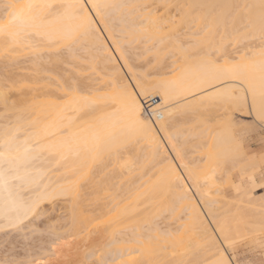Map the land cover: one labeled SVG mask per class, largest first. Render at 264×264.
<instances>
[{"label":"snow or ice","instance_id":"6c2138e0","mask_svg":"<svg viewBox=\"0 0 264 264\" xmlns=\"http://www.w3.org/2000/svg\"><path fill=\"white\" fill-rule=\"evenodd\" d=\"M161 6L178 11L165 19L166 13L158 10ZM161 6L155 13L149 11L147 20L167 35L172 46L163 56L171 57L173 69L162 75L146 70L140 76L121 45L122 34H115L102 14L121 6L100 0H24L3 5L9 19L0 24V42L6 53L19 47L29 51L36 79L23 87L36 94L29 103L12 101L10 105L14 86L7 81L0 86L4 108L0 237L3 247L11 249L3 252L0 264H125L123 242L115 232L106 240H91L93 229L102 223L89 219L95 203L94 165L107 166L106 159L119 158L123 148L146 132L153 136L163 132L176 159L183 161L180 133L174 136L170 129L189 117L212 124L225 145L208 155L213 167L204 177L209 187L202 198L215 189L218 198L237 207V212L221 215L219 199L203 201V238L213 259L196 264H264V0L229 6L233 10L214 16L199 30L185 26L179 11L185 6ZM132 7L145 10L149 6ZM161 51L156 49L157 56ZM101 52L113 72L103 86L97 72ZM128 73L132 79L124 82ZM173 93L182 97L177 101L182 111L170 102ZM152 97L160 98L158 106H153L155 100L145 103ZM100 105L114 114H126L123 140L115 133L97 135L91 144L77 138L76 129L91 127ZM257 138L261 148L254 151L250 145ZM44 161L50 166H42ZM178 167L187 170V165H173V183L183 188L185 174ZM187 177L192 179V173L187 172ZM193 184L200 192V184L195 180ZM60 202L59 214L44 210L47 204L54 210ZM257 207L259 231H254L252 218L245 219L241 209ZM85 237L83 247H74L75 241ZM137 243L150 257L164 250L151 233ZM243 249L247 251L242 253ZM251 254L260 259H252ZM144 264L170 262L149 259Z\"/></svg>","mask_w":264,"mask_h":264},{"label":"rangeland","instance_id":"374dc122","mask_svg":"<svg viewBox=\"0 0 264 264\" xmlns=\"http://www.w3.org/2000/svg\"><path fill=\"white\" fill-rule=\"evenodd\" d=\"M11 1H14V0H11ZM22 1L23 0H18V2H22ZM155 1L156 0H152V3H151V0H150V2H148V0H146L147 3L145 4V0L144 1L143 0H141V1L140 0H137V1L134 0L132 3L130 2L129 5L127 4L128 7L130 6V8H132L131 6H134V5H148L150 7V4H151L153 6V7L151 6V8L148 7L149 10L148 9L141 10V9L137 8V11L140 14L138 12H136V8H135L136 16L137 15L140 16V18L136 19V20L139 22L141 19L142 25L144 24L143 26H145L143 28L141 24L138 25V28L141 27V29H139V31L142 30L139 33H137L138 35L136 34V32H138V28H136V26H130V28L124 27V30H123V24H119V22L116 20L113 21L114 33L117 35L122 34L121 41H120L121 45H123V48L125 49L126 53L129 54L130 62L133 65L134 71L136 72L137 75H140V76H142L146 70L152 72L153 75H158V73L161 72L160 71L161 69H162V71H164L163 67H165V66L161 67V69L159 68L160 63L158 61H160V59L162 60V63L166 62V65H167V63H169V64L172 63L171 57H168L165 60L164 56H163V52L172 46L171 44L169 46L170 42L168 40L167 35H165L164 33L156 31V29L152 25L149 26V23H147L148 21H147L146 15L148 14V12L152 10V12L155 13L157 11V6L164 5L163 2H162L163 3L162 4V3H156ZM157 1L159 2V0H157ZM167 1L168 0H164L165 4ZM172 1L173 0H171V1L169 0V3L170 2L172 3ZM175 1H176V3L173 2V5H175V4L178 5L177 2H180V1L184 2V4L188 7L187 11L189 10V7H190V10H189L190 13L189 14H188L189 11L187 12L185 9H183V10L179 9V11L180 12L182 11L181 14L184 15L183 17L187 18V19H184L185 26L186 27L190 26L191 29H193V30L201 29L214 16H217V15L224 13V12H228V11H230L229 9L233 10V8L229 7V6H231V3L229 0H187V1L186 0H179V1L175 0ZM5 3H10V0H0L1 8H3V5ZM11 3H13V2H11ZM181 3L179 5H181ZM132 4H134V5H132ZM167 4H168V2H167ZM188 4H189V6H188ZM122 7L123 6L120 7L121 10H122ZM123 8L124 9L122 10L121 15L118 14V13H120V10H119V12L116 11L117 13L116 12L113 13L112 16L115 18L120 16L122 18V14H125L123 12H126L125 9H127L125 6ZM173 8L174 7L170 8V9L169 8L166 9L163 6H161V7H159L158 10L160 13H166L165 19H170L171 18L170 16L176 15V13L178 11V10L174 11ZM226 8L228 11L226 10ZM175 9H176V7H175ZM130 11H131V9H130ZM130 11H129L128 15L133 13L132 11L130 13ZM172 11H173V14L171 13ZM183 11H185V13ZM127 12H128V10H127ZM127 12H126V14H127ZM193 12H194V14H193ZM185 14L187 16H185ZM139 16H137V18ZM144 17H145V19H142ZM123 18H124V15H123ZM127 20H128V18H127ZM134 21H135V19L133 20V22ZM146 24H148L149 28H148V26H146ZM151 26L153 28H150ZM168 27L171 28L172 26L169 25ZM133 29H134V31H135V29H137L136 32H133L132 31ZM128 32H132V34H129ZM161 39L164 40V43L158 44V42ZM154 44H155V47H153ZM164 46H166V47H164ZM158 48L162 49L159 56H157V54H156V49H158ZM18 49L15 48V50L13 52H9V53L4 52L5 54H2V52L0 53V86H3L6 79H7V82L9 81L8 82L9 85L14 86V88H15L14 91L10 92L9 96H11L16 91V88H18L17 85L20 86L21 83H23V85H24V82L30 81V79H31L30 76L33 73V71H35L34 68L32 71V67L30 66V64H31L30 61L32 59L29 57L30 56L29 51L26 49L24 50V48H22V47L20 48V50H18ZM148 49H152L151 54L147 51ZM16 50H18V51H16ZM128 52H130V53H128ZM6 54H7V56H6ZM138 54H139V56H138ZM9 56H11V57H9ZM157 58H159V59H157ZM146 61H150L152 67H150L149 63ZM7 64H8V66H7ZM97 64H98L97 72L99 73L98 79L100 78L99 81L102 79V81H100V84H102V86H103V85H105V81L108 82V78H109V77L107 78V76L105 75L106 72H112V71H109V70L107 71L103 67L102 63H100L99 60L97 61ZM163 65H165V63ZM32 66H33V63H32ZM171 68L172 67H170L169 69L167 68V71L170 70ZM102 69H103V71H102ZM155 70H156V73H155ZM5 71L8 73L6 74ZM19 71H20V73L25 74V78L23 77L24 80H22V78H21L22 81L19 80V84H18L17 80H16V83L13 81L15 79H19L21 77L19 75ZM123 71L125 73H127L126 68L123 69ZM9 76L10 77L12 76V78H9ZM27 76H29L28 79L26 78ZM102 76H105V77H102ZM32 77H33V74H32ZM11 79H12V82H10ZM126 79L130 80V79H132V76L128 73V76ZM15 85H16V87H15ZM20 87H22V86H20ZM13 95H12V98L10 97L11 99H14ZM11 99H10V103H12ZM160 102H157L156 105L159 104ZM3 111H4L3 104L0 102V123L3 122V120H2ZM205 115H207V113H205ZM210 125H212V124H209L206 126L205 124L199 122L197 119L189 117V118H185L183 120H178L176 122V124L171 129L175 130L176 133L179 132V133L183 134L179 137L180 142H181V140L185 141L184 139H186V138H187L186 140L188 143L189 142L191 143V141L192 142L194 141L192 144H195V145H191L190 148L187 147V145H186V148L191 149V147H193V149H195V152H196L197 149H199V148L201 149L202 144H200V143H202L203 142L202 139L204 140L205 138L201 137L200 140H199V138H197L199 141H201L198 145V142L196 143V141L193 140V138L191 136V134H192L191 132L193 130H200L201 131V130L207 129L206 131H208V133H209L210 132V128H209ZM212 127L213 126H211V128ZM212 130H214V128L211 129V132H212ZM189 134H190V136H189ZM141 143H142V141L140 142L139 140H135L132 143H129L126 148H123L121 150V152L119 154V158L114 156L116 159L114 157L110 161H107V159H106V165L107 166H105L104 164L94 165V171H93L94 175L92 176L93 180L91 178V180L93 182L91 181L92 182L91 184L94 186V192H93L92 198H93L95 203L91 209V211H92L91 213L95 214V216H96V217H94L95 221L100 220V221H102V223L96 225V227L93 229L94 235L91 237V240L92 241H102V240L108 239L109 229H107V231H105L106 230V228H105L106 224L108 226V225H113L116 222V221L114 222L113 217H110V216H113V214L116 215V213L119 211L118 209H115L114 213H113L114 208L118 207L120 209V204L113 206V204L116 201L124 198L125 196H128L129 200H130L129 203L132 204V205L129 204V206L131 205V207H132L134 205V203H132L133 200L131 202V198H134L135 195H137V193L143 192V194L140 195L137 199L134 198V200L136 199L137 203L139 204V205H137L138 209L135 208V210H136L135 212H133V209H132V214L130 213L129 216H127L128 218H126V217L122 218L121 217L120 218L121 220H117L116 223H118V225H116L117 226L116 228H118V229H116V228L114 229V227H113V230L115 233L117 231L116 236H118L119 239H120V237L122 238V236L125 235V233H126L127 236H124V237H127V239H128V237L134 236L135 241H136V239L138 240L139 237L147 236V235H149V233H151L154 237V242L158 245L163 246V249H164L163 252L165 255V251H166V256H164L165 257L164 258L162 256V254H161L162 252H161L160 254H158V256L150 257V256H148L147 253L142 251V249L140 248V245L137 242H132L134 247L130 250H126L128 252L124 251L127 254V256L124 255V257H123L124 260L126 259L127 261H129V264H130V262H134V261H137V262L141 261L142 262V259L144 262L146 258H147L146 261L149 259H163V260H167L170 263H172L173 261L175 262L174 255L176 256L175 258L178 259L177 258L178 252L180 250H182L183 251V257H182L181 251L179 252V256L184 261L186 260L187 262L193 263L194 259L197 260L196 254H197V256L200 255L199 258H201V255L204 257L203 261H202V259H199L198 261H200V262L209 261V260H207L209 258V256H204V252L207 251V248H208L205 245V243H204V249L199 248L200 247L199 242H201L202 239L204 240L202 233L200 231H195V229L193 231H189L192 229H189V230L187 229V227L189 225L188 224L186 226L187 223H185L187 221L185 219L187 211H185V209L184 210L179 209L177 212V217L175 214L172 213V211L170 212V208H172L171 206H173V205H172L171 199H169L170 195L168 193V190L163 185V179H162L161 170H160L161 165L156 163L157 159L153 158V156H150V155L146 156L144 154L145 150L142 147L143 143L142 144ZM190 143H189V145H190ZM185 144H186V142L184 143V145ZM250 147L254 151L260 150L261 145L259 143L258 138L256 141L253 142V144L250 145ZM202 148L205 149L204 147H202ZM200 149L198 151L199 153L201 152ZM203 149H202V151H203ZM205 151H206V149H205ZM192 156L193 157L195 156L194 158L197 157L196 153L192 154ZM151 157L153 158V160ZM202 157L204 158V155H202V154L198 155V159L201 158V160H202ZM154 159H156V160H154ZM44 164L48 165L47 162L45 163V161H44ZM202 164L203 163H201V165ZM204 166H205V164H204ZM210 166H211V163H210ZM198 168H200V166ZM208 170H210V168ZM204 173H206V171H204ZM202 174H203V171H202ZM103 179H104V182H102ZM100 187H101V189H100ZM204 187H207V186H204ZM107 188H108V190H106ZM101 191H103V192H101ZM118 191H119V193H118ZM214 191L215 190L213 189V191L209 193V196L205 195V198L207 200L208 199L209 200H211V199L215 200L214 198H217L220 200V205L222 207H223V204H222L223 202L226 205L227 201H225V200L221 201L222 197L218 198L215 195V193H213ZM221 191H223V190H221ZM122 192H125V195L123 194V197H122ZM117 193H118V195L120 194V196H121V197L119 196L120 198L118 197ZM205 193H207V191ZM114 194H116V197L114 196ZM149 196H150V199L148 198L149 199L148 202H145V204H144L143 199H145V201H146L147 197H149ZM140 197H142V198H140ZM112 198H116V200L114 199V202H113ZM138 199H139V201H141V200H143V201L141 203H139ZM106 202H107L108 207H106V205H105ZM135 205H136V203H135ZM62 206H63V204H62V202H60L57 204V206L53 210V206L51 204H47L45 206L44 210L52 213L53 215H57L60 213ZM104 206H105V209H103ZM174 206H176V205L174 204ZM221 206H220V208H221ZM110 207H111V209H109ZM232 207L233 206L230 205V207H228L226 209V212L232 213L235 211V209H237V207L235 206V209L233 207V210H232ZM223 208H225V207H223ZM229 208L231 211L229 210ZM94 209L96 210V212ZM107 210H108V212L110 210V212L107 213ZM171 210H173V208ZM175 210H177V209H175ZM103 211H105L107 214L104 215V213H102ZM98 212H99V214H98ZM111 212H112V214L109 215ZM173 212H174V210H173ZM241 212L243 213L245 219H247V214H248V217H251L252 219L255 218V215H257V217H258V215L260 216V212L258 210V207L257 208H244V209H241ZM119 213H118V215H119ZM97 215H99V216L101 215L103 218H101V216L98 217ZM106 215H108V217H106ZM249 215H253V217L249 216ZM120 216H122V215H119V217ZM114 219H115V216H114ZM122 219H125L126 221L125 220L122 221ZM92 220H93V218L91 219V221ZM112 220H113V222H112ZM257 220L258 219L256 218V221ZM119 221H121L122 224L119 223ZM93 222L94 221H92V223ZM111 222L113 224H111ZM241 226H242V228L244 227L243 224ZM254 226H257V225L254 224ZM196 230H199V229L196 228ZM257 231H259L258 228H257ZM190 232H192V234H193L192 236H190L191 235ZM194 233L197 235H195ZM74 234H76V233H74ZM111 234L112 233H110V235ZM195 236L198 238V242H197V240H196L197 238ZM84 239H87V237L75 241L74 247L76 245L83 247ZM189 241L191 244L193 242L195 244H193V246H192L189 243ZM186 243L189 244L188 247H186V245H185ZM124 245H125V242H124ZM184 245H185L186 251H188V250L190 251L189 253L185 252V249H183ZM195 245H196V248H195ZM164 246H165V248H164ZM201 247H203V242L201 244ZM205 247H206V249H205ZM193 250H195V252ZM4 251H11V249L10 248L5 249L3 247V239H2V237H0V258H3V252ZM191 251H192V253H191ZM244 251H247V250L243 249L242 253ZM193 254H194V256H193ZM180 257H179V260L181 259ZM184 257H186V258H184ZM251 258L257 259V260L260 259L258 254H251ZM131 260H133V261H131ZM126 264H128V263L126 262Z\"/></svg>","mask_w":264,"mask_h":264},{"label":"bare ground","instance_id":"6f19581e","mask_svg":"<svg viewBox=\"0 0 264 264\" xmlns=\"http://www.w3.org/2000/svg\"><path fill=\"white\" fill-rule=\"evenodd\" d=\"M134 0H100V2L101 3H108V4H113V5H118V6H125L126 8L128 7L127 6V4L129 5V3L131 2H133ZM137 1V0H136ZM141 1V0H140ZM144 1V0H143ZM171 1V0H170ZM179 1V0H178ZM187 1V0H186ZM230 1V3H231V6H239V5H244V4H246V3H255V2H258V0H229ZM9 2V1H8ZM11 2H13V3H15V4H20V3H23L24 2V0L22 1V2H18V0H14V1H11L10 0V3ZM139 2V1H138ZM148 2H150V0H148ZM156 3H164V5H165V2H164V0H159V2L156 0L155 1ZM154 2V3H155ZM168 2V4H170L169 3V0L167 1ZM167 2H166V4H167ZM173 2L174 3H176V1L175 0H173L172 1V3L170 4V5H173ZM182 1H180V2H177L178 3V5L181 3ZM147 2H146V0H145V4H146ZM151 3H152V0H151ZM162 3V4H163ZM186 3V2H185ZM124 4V5H123ZM126 4V5H125ZM150 4V3H149ZM132 5H134V4H132ZM176 5V4H175ZM181 5H183V6H186L185 4H184V2H182L181 3ZM151 4H150V7L149 8H151ZM188 6H189V4H188ZM122 7V10L124 9ZM132 7V6H131ZM153 7V6H152ZM149 8H148V10H149ZM165 8V7H164ZM192 8V7H191ZM130 9H131V11L133 12L132 14H130V15H128V13H129V11H130ZM134 9V10H133ZM153 9V8H152ZM170 9V8H169ZM174 9V11L175 10H178L177 8L175 9V7L173 8ZM183 9H185L186 11H187V9H188V7L186 6V7H183V8H180V10H183ZM119 10H120V13H118V14H120L121 15V12H122V10H121V8L120 7H117V8H111V9H106V10H103L102 11V14L104 15V17H105V20L107 21V23H108V26H109V28H111V29H113L114 30V23H113V21L114 20H116V21H118L119 22V24H123V30H124V27L125 28H130V26H136V28H138V25H142V23H141V19H140V21L138 22L136 19H139L140 18V16L139 15H137V16H139L138 18H137V16H136V13H135V8H130V6L127 8V9H125V11L127 12V10H128V12H127V14H126V12H123V13H125V14H122V18L119 16V17H117V18H115V17H113L112 16V14L113 13H115L116 11H118L119 12ZM189 10H190V7H189ZM188 10V11H189ZM226 10H227V8H226ZM225 10V11H226ZM230 11L232 10V9H229ZM131 11H130V13H131ZM152 11V10H151ZM187 11V12H188ZM228 11V10H227ZM136 12H138L137 11V8H136ZM182 12V11H181ZM184 13H185V11H183ZM196 12V11H195ZM117 13V12H116ZM135 13V14H134ZM139 13V12H138ZM142 13V12H141ZM172 14H173V11L171 12ZM190 13V11L188 12V14ZM140 14V13H139ZM193 14H194V12H193ZM192 14V15H193ZM123 15H124V18H123ZM148 15V14H147ZM147 15H146V17H147ZM183 15V14H182ZM117 16V15H116ZM130 18H129V17ZM135 16V17H134ZM142 16V15H141ZM172 16V15H171ZM170 16V17H171ZM184 16V15H183ZM185 16H187L186 14H185ZM191 16V15H190ZM126 18V19H125ZM127 18H128V20H127ZM8 19H9V16H8V12L5 10V9H3V8H1V6H0V24H7V22H8ZM135 19V21L133 22V20ZM142 19H145V17L144 18H142ZM184 19H187V18H185L184 17ZM194 19V18H193ZM148 21V20H147ZM117 22V23H118ZM144 22V21H143ZM146 22V21H145ZM70 23H76L75 21H71ZM148 23V22H147ZM126 25V26H125ZM144 25V24H143ZM142 25V27L144 28L145 26H143ZM146 26H148V24H146ZM149 26H150V24H149ZM149 26H148V28H149ZM101 27H103V25L101 24ZM142 28V29H143ZM150 28H153L152 26L150 27ZM139 29H141V27L140 28H138V32H136V30L137 29H135V31H134V29L132 30L133 32H136V34L137 33H139L140 31H142V30H140L139 31ZM146 29V28H145ZM154 30V29H153ZM129 34H132V32H128ZM108 33H105V35H107ZM138 35V34H137ZM160 42V41H159ZM159 42H158V44H159ZM109 43H111V41H109ZM256 46H258L259 45V41H254L253 42ZM167 44V43H166ZM170 44L171 43H169V46H170ZM155 45V44H154ZM159 46V45H158ZM122 47H123V45H122ZM157 47V46H156ZM164 47H166V46H164ZM21 48V47H20ZM20 48L18 49V48H16V49H18V50H20ZM23 48V47H22ZM159 49V48H158ZM15 50V49H14ZM14 50H12L11 52H13ZM18 50H16V51H18ZM25 50V49H24ZM242 51H243V49H242ZM2 52V54H5L4 52H5V50H4V46H3V44H2V42H0V53ZM128 53H130V52H128ZM5 56V55H4ZM6 56H7V54H6ZM99 56H100V58H99V61H100V63H102V65H103V67L108 71H112V64H110L106 59H105V56H106V54L105 53H103V52H101L100 54H99ZM9 57H11V56H9ZM30 57V56H29ZM157 59H159V58H157ZM156 59V60H157ZM13 60V59H12ZM31 62V64H30V66L32 67V71H33V68H34V66H32V63H33V61L31 60L30 61ZM159 63L160 62H162V60L160 59V61H158ZM157 62V63H158ZM168 62V61H167ZM7 63V62H6ZM165 63V65H163V66H165V67H163L164 68V71H162V69H161V67H159L161 70V72L160 73H158V74H164V73H166V72H168L167 71V68L169 69L170 67H172L171 69H173V63H167V65H166V62H163V64ZM7 66H8V64H7ZM159 66V65H158ZM22 68V67H21ZM30 69V68H29ZM104 69V70H105ZM166 69V70H165ZM126 70H127V72H128V69L126 68ZM102 71H103V69H102ZM34 72V71H33ZM5 73L7 74L8 72H6L5 71ZM155 73H156V70H155ZM14 74V73H13ZM28 74V73H27ZM105 74V73H104ZM103 74V75H104ZM130 75H131V73H129ZM19 75L21 76L19 79H15L13 82H15L16 83V80L18 81L17 83L19 84V80H21V78H22V80H24L23 79V77L25 78V74H22V73H20V71H19ZM106 76H107V78H108V80L113 76V72H106V74H105ZM16 76V75H15ZM6 77V76H5ZM19 77V76H18ZM17 77V78H18ZM31 79H30V81H34L35 79H36V77L35 76H33L32 77V74H31ZM102 77H105V76H102ZM9 78H12V76L10 77L9 76ZM14 78V77H13ZM27 79L29 78V76H27L26 77ZM100 79V78H99ZM105 79V78H104ZM21 80V81H22ZM107 80V79H106ZM6 81H7V79H6ZM100 81H102V79L100 80ZM9 82V81H8ZM10 82H12V79H11V81ZM104 82V81H103ZM124 82H128V79H125V81ZM21 83V82H20ZM107 82L105 81V84H106ZM3 84V83H2ZM1 84V85H2ZM24 84H25V82H24ZM102 85V84H101ZM20 86H22V87H20ZM20 86H18L17 85V87L18 88H16V91L12 94L13 96H14V99H11L12 98V95L10 96L11 98V102L14 100V101H16L17 102V104L18 105H20V104H24V103H29L30 101H31V98L36 94V90H34V89H30V88H28V87H23V83H21V85ZM15 87H16V85H15ZM15 89V88H14ZM14 91V90H13ZM10 94V93H9ZM156 98V100L155 101H157V102H160V98L159 97H155ZM16 99V100H15ZM180 99H182V97H179V96H177L175 93H173V100L172 101H170L171 103H174V104H176L177 103V101L178 100H180ZM2 103V102H1ZM9 104L11 105V103H10V100H9ZM153 106L154 107H156V106H158V104L156 105V104H153ZM176 107H177V109H179V110H183V107L179 104V103H177L176 104ZM4 109V108H3ZM165 115V120H167L168 119V116H167V113H165L164 114ZM95 116L97 117V119L95 120V122L93 123V125L91 126V127H89L88 125H82L79 129H76V133H77V138L78 139H80V140H86V141H88V143H93L94 142V140H95V138H96V136L97 135H99V136H105V135H107V134H109V133H115L116 134V136L119 138V139H121V140H123L124 139V137H123V135H122V132L125 130V128H126V125H127V123H128V118H127V116H126V114L123 112V111H121V112H119V113H113V111H112V109L110 108V107H105L104 105H100L98 108H97V110H96V112H95ZM40 118L41 119H43V114L41 113L40 114ZM211 126H213V125H210L209 126V128H210V132L208 133V131H206L207 129H205V130H193L190 134H191V136H192V138H193V140H195L196 141V143L198 142V145H199V143L201 142V141H199L200 139H201V137H204L205 139V141L202 139V143H200V144H202V147H204L205 149H206V151H205V149H203L202 147H201V152L199 153L198 151H199V149H197L196 150V152H195V149H193V147H191V149H189L190 148V146L191 145H195V144H192L193 142L191 141V143H190V145H189V143L187 142V138L186 139H184L185 141H182L181 140V142L180 141H178L179 142V146L183 149V151H184V159H183V161H180V160H178V159H176V156H175V152L172 150V148H171V146L169 145V143H168V141L166 140V139H164L163 137H164V133L163 132H158L157 133V135L156 136H153L150 132H146V133H140V134H138V137H137V139L136 140H139L140 142L142 141V147L144 148V150H145V155L147 156V155H150V156H153V158H156L157 159V162L156 163H158V164H160L161 166H160V170H161V175H162V179H163V185L166 187V189L168 190V193H169V195H170V197H169V199H171V202H172V205L173 206H171L172 208H173V210H174V212H173V210H171L172 208H170V212L172 211V213L173 214H175L176 215V217H177V212H178V210L179 209H181V210H184L185 209V211H187V213H186V216H185V219L187 220L185 223H187L186 224V226L188 225V227H187V229L189 230V229H192V230H189V231H193L194 229H195V231H200L201 233H202V235H203V229H204V227H206V225L205 224H203L202 223V221L204 220V216L203 215H201L200 214V210L201 209H203L204 208V203H203V201L204 200H207L206 198H205V195H203V198H202V194L203 193H205L206 191L208 192V185H206L205 183H204V177L206 176V175H208V174H210V171H211V167H213L212 165H213V163L211 162V161H209L208 160V155H209V153L210 152H215V151H218V150H221V149H223L224 147H225V145H224V142H223V140H222V138H219L218 136H216V133H215V129L214 130H212V132H211V129L213 128H211ZM157 128H159V125H157ZM170 131H171V133H172V135H176L177 133H176V131L175 130H172V129H170ZM196 131V132H195ZM198 131V132H197ZM190 134H189V136H190ZM181 135H183L182 133H180V135H179V137L181 136ZM188 136V137H189ZM208 136V137H207ZM214 137H216L215 139H214ZM191 138V139H192ZM195 138V139H194ZM197 138H199V140L197 139ZM186 142V144L184 145V143ZM188 143V144H187ZM140 144V145H141ZM186 145H187V147H189V148H186ZM201 146V145H200ZM141 147V148H142ZM142 148V149H143ZM202 149H203V151H202ZM144 152V151H143ZM196 153V155H197V157L196 158H194L193 156H192V154H195ZM204 152V153H203ZM147 153V154H146ZM199 154H202V155H204V158L202 157V160H201V158L200 159H198V155ZM114 157V156H113ZM115 158V157H114ZM152 158V157H151ZM153 158H152V160H153ZM116 159V158H115ZM156 159H154V160H156ZM200 161V162H199ZM203 161V162H202ZM47 161H45V163H46ZM198 162V163H197ZM69 165H71L72 164V160H69ZM181 163H183V164H186L187 165V170H185L184 168H182V167H178V171L179 172H181V173H184L185 174V180H186V184H185V186L183 187V188H181L178 184H176V183H173V176H174V173H173V165H176V166H179ZM201 163H203L202 165H201ZM210 163H211V166H210ZM47 164H48V162H47ZM204 164H205V166H204ZM42 166H45V167H47V166H50L49 164L48 165H45L44 164V162H43V164H42ZM200 166V168H198ZM100 167V166H99ZM210 168V170H208L209 168ZM207 168V169H206ZM208 170V171H207ZM202 171H203V174H202ZM204 171H206V173H204ZM187 172H191L192 173V179H188V177H187ZM94 175V174H93ZM92 175V176H93ZM92 180H93V177H92ZM91 180V181H92ZM197 181L199 184H200V192H197V190H196V187L194 186V184H193V181ZM93 182V181H92ZM91 182V183H92ZM102 182H104V179H103V181ZM106 182V181H105ZM104 185V184H103ZM115 185V184H114ZM97 186V185H96ZM100 186V185H99ZM105 186V185H104ZM204 186H207V187H204ZM100 189H101V187H100ZM105 190V189H104ZM106 190H108V188L106 189ZM215 190V189H214ZM120 191V190H119ZM119 191H118V193H119ZM101 192H103V191H101ZM115 192V191H114ZM128 192V191H127ZM118 193H117V195H118ZM213 193H215V191L213 192ZM123 194L125 195V192H122V197H123ZM143 194V192H139V193H137V195H135V197L134 198H138L140 195H142ZM151 194V193H150ZM114 196L116 197V194H114ZM113 196V197H114ZM120 196V194L118 195V197ZM147 196V195H146ZM151 196V195H150ZM150 196L149 197H147V200L145 201V199H143L144 200V204H145V202H148V200L150 199ZM207 196V195H206ZM208 196H209V193H208ZM117 197V198H118ZM121 197V196H120ZM119 197V198H120ZM216 197V196H215ZM134 198H131V202H132V200H133V202L132 203H134V205L131 207V203H129V197L128 196H125L124 198H122V199H120V200H118V201H116L114 204H113V206H115V205H118V204H120V209L117 207V208H114L113 209V213H114V210L115 209H118L119 211L116 213V215L115 214H113V216H110V217H113V220H114V222L116 221L117 222V220H121L120 218L122 217H126V218H128L127 216H129V214L131 213L132 214V209H133V212H135L136 210H135V208L136 209H138V206L137 205H139L138 203H137V200L135 199L134 200ZM140 198H142V197H140ZM139 198V199H140ZM149 198V199H148ZM209 198V197H208ZM114 199L116 200V198H112V200H113V202H114ZM139 199H138V202L139 203H141L143 200H141V201H139ZM215 200L217 199V198H214ZM126 200V201H125ZM128 200V201H127ZM209 200V199H208ZM212 200V199H211ZM223 199H221V201H222ZM224 201V200H223ZM110 202V201H109ZM108 202V203H109ZM112 202V203H113ZM111 203V202H110ZM109 203V204H110ZM122 203V204H121ZM135 203H136V205H135ZM226 203V202H225ZM108 204V205H109ZM129 204H131L130 206H129ZM143 204V205H144ZM174 204L176 205V206H174ZM223 204V207H225V208H223L221 205V208H220V212H221V215H224L225 213H227L226 212V209L228 208V207H230V204L227 202L226 203V205L224 204V202L222 203ZM228 204V205H227ZM104 205V204H103ZM102 205V206H103ZM105 205H106V207H108L107 206V202L105 203ZM142 205V204H141ZM233 206V205H232ZM234 207V209H235V206H233ZM233 207H232V210H233ZM101 208V207H100ZM113 208V207H112ZM103 209H105V206L103 207ZM109 209H111V207L109 208ZM175 209H177V210H175ZM95 210V209H94ZM229 210H230V208H229ZM98 211V210H97ZM112 211V210H111ZM176 211V212H175ZM228 211V210H227ZM231 211V210H230ZM92 212V211H91ZM95 212H96V210H95ZM100 212V211H99ZM99 212H98V214H99ZM109 212H110V210H109ZM108 212V210H107V213H109ZM120 212V213H119ZM235 212H237V209H235V211L234 212H232V213H235ZM102 213H104V215L105 214H107L105 211H103ZM101 213V214H102ZM118 213H119V215H122V216H120L119 217V215H118ZM112 214V212L109 214V215H111ZM245 214V213H244ZM94 215V216H93ZM185 215V214H184ZM98 217H100L99 215H97ZM114 216H115V219H114ZM244 216V215H243ZM249 216H252L253 217V215H249ZM94 217H96L95 216V214L93 213H91V215H90V220L93 218V220L92 221H94L93 223L94 224H96V221L94 220ZM97 217V218H98ZM106 217H108V215H106ZM118 219H117V218ZM259 215H258V217H257V215H255V218L254 219H252V222H253V226H254V224L255 225H257V226H254L253 227V229H254V231L256 230L257 231V228H258V225H259ZM96 218V219H97ZM101 218H103L102 216H101ZM125 218V219H126ZM247 218H248V214H247ZM256 218L258 219L257 221H256ZM125 219H122V221H124ZM103 220V219H102ZM108 220V219H107ZM113 220H112V222H113ZM100 221V220H99ZM126 221V220H125ZM111 222V224H113ZM114 223L113 225H108L107 226V224H106V230L105 231H107V229H109V231H108V233H109V237L111 236L110 235V233H113L114 232V230H113V227H114V229L117 227L116 225H118V223ZM108 223V222H107ZM110 223V222H109ZM119 223H121V221H119ZM122 224V223H121ZM120 225V224H119ZM183 225V224H182ZM193 226V227H192ZM196 228L197 229H199V230H196ZM241 228H242V226H241ZM116 229H118V228H116ZM243 229V228H242ZM258 230H259V228H258ZM113 231V232H112ZM116 233H117V231H116ZM115 233V234H116ZM200 233V234H201ZM190 236H192L193 234H192V232H190ZM195 234V233H194ZM129 235V234H128ZM195 235H197V234H195ZM121 236V235H120ZM124 236H127L126 235V233H125V235H123L122 236V238L120 237V239H119V237L118 236H116V238L118 239V240H122V245H121V250L124 252V251H126V250H130V249H132L134 246H133V244H132V242H137L138 240L136 239V241H135V238H134V236L132 237H128V239H127V237H124ZM130 236V235H129ZM108 237V238H109ZM124 237V238H123ZM196 237V236H195ZM201 237V236H200ZM197 238V237H196ZM188 239V238H187ZM200 239V238H199ZM193 240V239H192ZM197 240V242H198V238L196 239ZM124 242H125V245H124ZM187 242V241H186ZM202 242H203V247H201V244H202ZM128 243V244H127ZM189 243H190V241H189ZM200 244V247L199 248H201V249H204V240L202 239L201 240V242H199ZM191 244V243H190ZM193 244H195L194 242L191 244L192 246H193ZM186 245V247H188V245L189 244H185ZM185 245H184V248L183 249H185V252H190L189 250L188 251H186V248H185ZM159 246H161V245H159ZM182 246V245H181ZM191 246V247H192ZM163 247V246H162ZM198 247V246H197ZM164 248H165V246H164ZM195 248H196V245H195ZM205 249H206V247H205ZM164 251V250H163ZM163 251H160L159 252V254L161 253L162 254V256L164 257V256H166V251H165V255H164V252ZM182 253V257H183V251L182 250H180ZM179 251V252H180ZM194 252H195V250H193ZM126 252H128V251H126ZM179 252H178V259H176L175 257V255H174V259H175V262L178 260V261H180L182 258L179 256ZM131 253V252H130ZM191 253H192V251H191ZM201 253V252H200ZM187 254V253H186ZM202 254V253H201ZM124 255H126L127 256V254L124 252ZM161 256V257H162ZM193 256H194V254H193ZM204 256H209V258L207 259V260H209V262L213 259V257H212V255H211V251H210V249L209 248H207V251H205L204 252ZM179 257L181 258L180 260H179ZM200 257V255L199 256H197V254H196V258H197V260L196 259H194L193 260V263L191 262L190 264H196V262L199 260V259H202V261H203V256L201 255V258H199ZM165 258V257H164ZM167 258V257H166ZM172 258V257H171ZM184 258H186V257H184ZM191 258V257H190ZM147 259V258H146ZM146 259H145V261L144 262H146ZM138 260V259H137ZM183 260V259H182ZM125 261V264H126V262L129 264V261H127L126 259L124 260ZM131 261H133V260H131ZM139 261V260H138ZM184 261V260H183ZM186 261V260H185ZM189 261V260H188ZM144 262H143V259H142V262L140 261V262H137V261H134V262H130V264L132 263V264H144ZM174 261L172 262V263H170V264H176Z\"/></svg>","mask_w":264,"mask_h":264},{"label":"built area","instance_id":"2783aa9c","mask_svg":"<svg viewBox=\"0 0 264 264\" xmlns=\"http://www.w3.org/2000/svg\"><path fill=\"white\" fill-rule=\"evenodd\" d=\"M153 100H156V98L155 97H152L151 99H145V103L146 104H152V101Z\"/></svg>","mask_w":264,"mask_h":264}]
</instances>
